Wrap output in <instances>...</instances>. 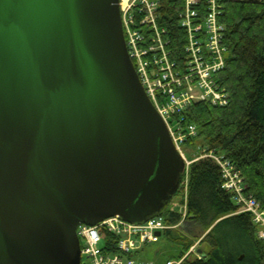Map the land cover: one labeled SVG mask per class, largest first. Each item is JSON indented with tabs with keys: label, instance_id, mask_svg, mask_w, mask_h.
Listing matches in <instances>:
<instances>
[{
	"label": "water",
	"instance_id": "1",
	"mask_svg": "<svg viewBox=\"0 0 264 264\" xmlns=\"http://www.w3.org/2000/svg\"><path fill=\"white\" fill-rule=\"evenodd\" d=\"M118 3L0 0V264H80L79 224L145 222L181 182Z\"/></svg>",
	"mask_w": 264,
	"mask_h": 264
},
{
	"label": "trees",
	"instance_id": "2",
	"mask_svg": "<svg viewBox=\"0 0 264 264\" xmlns=\"http://www.w3.org/2000/svg\"><path fill=\"white\" fill-rule=\"evenodd\" d=\"M157 1L161 5L159 21L169 31V47L179 57L186 42V31L178 25L183 0ZM198 9L203 17L204 9ZM218 9L226 52L224 68L216 80L226 90L228 103L197 102L188 108L184 120L195 126L196 135L182 148L200 146L231 162L243 179L245 192L264 209V0H221ZM186 194L184 229L163 231L166 239L180 248L179 254L169 259L183 257L196 233L211 228L201 240L206 250L197 248L202 258L189 254L181 264H264V241L256 237L248 213L236 214L239 207L222 188L220 169L211 158L190 164ZM161 216L169 225L181 220L172 210L163 209Z\"/></svg>",
	"mask_w": 264,
	"mask_h": 264
},
{
	"label": "built area",
	"instance_id": "3",
	"mask_svg": "<svg viewBox=\"0 0 264 264\" xmlns=\"http://www.w3.org/2000/svg\"><path fill=\"white\" fill-rule=\"evenodd\" d=\"M221 0H183L178 13V25L186 31L181 55L175 56L169 47V31L160 23L161 5L157 0H119L122 31L127 54L139 82L163 120L172 143L184 162L181 178L186 211L187 172L189 164L182 145L196 135L194 125H187L184 113L197 102L214 106L228 103L226 90L216 80L224 68L226 47L224 28L218 23ZM202 7L203 17L200 16ZM209 157L219 167L222 188L229 192L239 207L238 213H248L256 228V237L264 241V209L245 192V184L235 166L213 152L202 151L192 162ZM183 220V219H182ZM182 222V221H180ZM180 224V223H179ZM169 225L161 215L142 223H130L119 216L104 219L94 226L79 224L76 235L80 244L81 264H155L141 258L146 245L159 241L157 232L178 228ZM201 259L196 245L180 259L163 264H181L189 255Z\"/></svg>",
	"mask_w": 264,
	"mask_h": 264
},
{
	"label": "rangeland",
	"instance_id": "4",
	"mask_svg": "<svg viewBox=\"0 0 264 264\" xmlns=\"http://www.w3.org/2000/svg\"><path fill=\"white\" fill-rule=\"evenodd\" d=\"M185 150H186L185 152L187 153L185 155V158L188 162H191V163H192L191 160L196 158L198 155L202 154V151H203L202 148H200V146H198L196 148H191V147L185 148ZM190 164H189V166H190ZM182 176L184 178V173L182 174ZM183 187H184L183 184L178 185L176 192L174 193V195L171 197L168 204L164 208L167 210L176 211L178 214H180V216H181L180 221H183L186 218V211H185V209L183 207L184 205L181 201L184 199V195H185V191H184ZM177 191H179V192H177ZM181 223L182 222H180L178 229L183 230L184 225L182 226ZM210 229L211 228H209L205 232H197L196 238H193L194 241H193L192 246L196 245V248H201L203 250H206L205 244L201 243V240H203L205 238L206 234L208 233V231ZM179 251H180L179 246H177L175 243L169 241L168 239H166V237L163 234H161L159 236L158 242L148 244L145 246V248L142 252L143 256H141V257H143L142 259L153 262L155 264H163V262L165 260H167L169 258L176 257L179 254Z\"/></svg>",
	"mask_w": 264,
	"mask_h": 264
},
{
	"label": "crops",
	"instance_id": "5",
	"mask_svg": "<svg viewBox=\"0 0 264 264\" xmlns=\"http://www.w3.org/2000/svg\"><path fill=\"white\" fill-rule=\"evenodd\" d=\"M184 201V200H183Z\"/></svg>",
	"mask_w": 264,
	"mask_h": 264
}]
</instances>
